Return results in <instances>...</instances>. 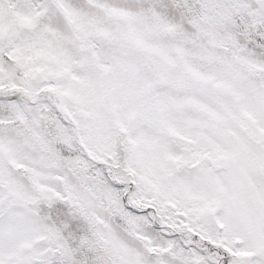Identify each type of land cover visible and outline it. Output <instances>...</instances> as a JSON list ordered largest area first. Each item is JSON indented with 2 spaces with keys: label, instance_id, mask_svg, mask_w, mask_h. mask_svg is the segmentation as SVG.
I'll list each match as a JSON object with an SVG mask.
<instances>
[{
  "label": "snow or ice",
  "instance_id": "obj_1",
  "mask_svg": "<svg viewBox=\"0 0 264 264\" xmlns=\"http://www.w3.org/2000/svg\"><path fill=\"white\" fill-rule=\"evenodd\" d=\"M0 264H264V0H0Z\"/></svg>",
  "mask_w": 264,
  "mask_h": 264
}]
</instances>
